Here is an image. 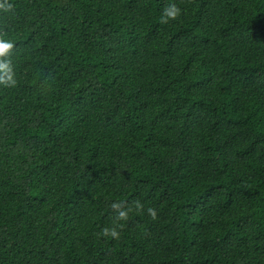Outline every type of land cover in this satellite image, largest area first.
Masks as SVG:
<instances>
[{
	"label": "trees",
	"instance_id": "obj_1",
	"mask_svg": "<svg viewBox=\"0 0 264 264\" xmlns=\"http://www.w3.org/2000/svg\"><path fill=\"white\" fill-rule=\"evenodd\" d=\"M0 4V264H264V0Z\"/></svg>",
	"mask_w": 264,
	"mask_h": 264
},
{
	"label": "clouds",
	"instance_id": "obj_2",
	"mask_svg": "<svg viewBox=\"0 0 264 264\" xmlns=\"http://www.w3.org/2000/svg\"><path fill=\"white\" fill-rule=\"evenodd\" d=\"M11 4H0V11L4 13H8L12 9ZM181 15V9L175 4L171 3L167 8L164 9L161 19L163 22L167 23L169 20H176ZM13 47V44L10 40L3 38V35L0 34V57L6 56L9 50ZM0 85L15 87L16 80L14 79V74L11 66V62L9 60H5L0 62ZM113 208L119 209L121 206L119 204H113ZM136 208H142V205L137 202ZM130 209L120 210L118 211L113 226L112 227H104L100 230V235L110 236L113 239L119 237L118 227H122V225L117 224V221H124L128 218V213ZM148 214L153 218L156 213L153 209L149 208Z\"/></svg>",
	"mask_w": 264,
	"mask_h": 264
}]
</instances>
